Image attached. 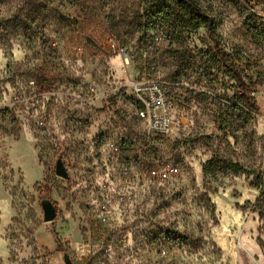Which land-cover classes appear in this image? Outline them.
Masks as SVG:
<instances>
[{
    "label": "rangeland",
    "instance_id": "1",
    "mask_svg": "<svg viewBox=\"0 0 264 264\" xmlns=\"http://www.w3.org/2000/svg\"><path fill=\"white\" fill-rule=\"evenodd\" d=\"M193 1L205 24L176 42L144 0H0V264H264V0ZM148 72L168 136L136 115Z\"/></svg>",
    "mask_w": 264,
    "mask_h": 264
},
{
    "label": "trees",
    "instance_id": "2",
    "mask_svg": "<svg viewBox=\"0 0 264 264\" xmlns=\"http://www.w3.org/2000/svg\"><path fill=\"white\" fill-rule=\"evenodd\" d=\"M144 16L152 21H159L164 28L168 29V34L173 41L180 42L182 33L189 30H196L205 24V17L198 5L193 0H144ZM207 26V25H206ZM209 28L211 34H214ZM154 29H150L153 31ZM215 56L212 57L215 63L222 65L225 74L233 80L241 92L243 105L249 110H255L256 107L246 97L249 92V86L244 83L241 76L242 63L245 59L237 55L230 59L220 51L218 41L213 36ZM136 110L138 105L134 102ZM221 170L238 174L242 170L235 164H225L220 161H210L205 166V172L212 170Z\"/></svg>",
    "mask_w": 264,
    "mask_h": 264
},
{
    "label": "built area",
    "instance_id": "3",
    "mask_svg": "<svg viewBox=\"0 0 264 264\" xmlns=\"http://www.w3.org/2000/svg\"><path fill=\"white\" fill-rule=\"evenodd\" d=\"M125 55L124 51L121 52ZM127 59V57H125ZM148 72L130 83V93L138 105L137 118L143 122L146 133L151 137L168 136L171 130L170 112L164 85L151 78ZM114 149V147H112ZM178 170L174 166L149 169L148 176L159 182L175 177Z\"/></svg>",
    "mask_w": 264,
    "mask_h": 264
},
{
    "label": "water",
    "instance_id": "4",
    "mask_svg": "<svg viewBox=\"0 0 264 264\" xmlns=\"http://www.w3.org/2000/svg\"><path fill=\"white\" fill-rule=\"evenodd\" d=\"M54 173L57 177L62 178V179H67L69 176L67 166L64 164L61 158H58L55 161ZM40 205H41L42 214H43V221L44 222L53 221L55 218V209L52 206V204L49 203L48 201L42 200ZM63 261H64V264H71L67 256H63Z\"/></svg>",
    "mask_w": 264,
    "mask_h": 264
}]
</instances>
